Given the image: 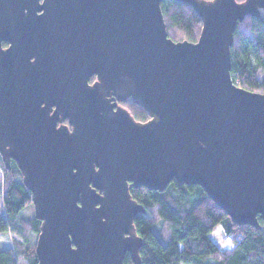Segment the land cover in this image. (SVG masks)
<instances>
[{
	"label": "water",
	"instance_id": "obj_1",
	"mask_svg": "<svg viewBox=\"0 0 264 264\" xmlns=\"http://www.w3.org/2000/svg\"><path fill=\"white\" fill-rule=\"evenodd\" d=\"M179 1L197 41L168 35L162 0H0V153L41 220L37 264H142L131 188L173 180L261 227L264 92L236 84L231 59L264 0Z\"/></svg>",
	"mask_w": 264,
	"mask_h": 264
},
{
	"label": "trees",
	"instance_id": "obj_2",
	"mask_svg": "<svg viewBox=\"0 0 264 264\" xmlns=\"http://www.w3.org/2000/svg\"><path fill=\"white\" fill-rule=\"evenodd\" d=\"M168 35L178 40L197 41L203 21L197 11L179 0H162ZM231 74L236 84L264 92V10L247 15L238 23L232 46ZM134 117L149 119L137 101L128 105ZM2 194L5 217H0V264H37L35 246L41 220L19 216L34 205L23 174L12 160L6 167L1 153ZM134 199L145 207L134 223L142 237V264H264V219L260 228L234 223L198 184L171 181L164 190L132 187ZM221 225L232 248L222 249L211 233ZM15 235V236H14ZM17 236V237H16ZM125 264H132L128 253Z\"/></svg>",
	"mask_w": 264,
	"mask_h": 264
},
{
	"label": "rangeland",
	"instance_id": "obj_3",
	"mask_svg": "<svg viewBox=\"0 0 264 264\" xmlns=\"http://www.w3.org/2000/svg\"><path fill=\"white\" fill-rule=\"evenodd\" d=\"M2 167L0 165V217H5V208L3 205V194H2ZM35 216L34 205H27L24 207L19 216ZM15 236V235H14ZM17 237V236H16ZM212 239L219 245L220 248L226 249L229 245H233V243L226 238L225 231L221 225H218L213 232L211 233ZM234 246V245H233Z\"/></svg>",
	"mask_w": 264,
	"mask_h": 264
},
{
	"label": "flooded vegetation",
	"instance_id": "obj_4",
	"mask_svg": "<svg viewBox=\"0 0 264 264\" xmlns=\"http://www.w3.org/2000/svg\"><path fill=\"white\" fill-rule=\"evenodd\" d=\"M41 1H43V0H41ZM8 45H9V43H8L7 41H4V42H3V46L6 47V46H8ZM88 79H89V83H93L96 79H98V75H97V74H93V75H91ZM133 101H135V100H134L132 97H129V98L126 99V100H119L118 103L129 109L128 105H129L130 103H132ZM129 110H130V109H129ZM130 112L132 113V111H130ZM132 114H133V113H132ZM149 118H150V116H149ZM135 119H136V118H135ZM136 120H138V119H136ZM147 120H148V119H147ZM140 121H141V120H140ZM66 122H68V121H66Z\"/></svg>",
	"mask_w": 264,
	"mask_h": 264
},
{
	"label": "crops",
	"instance_id": "obj_5",
	"mask_svg": "<svg viewBox=\"0 0 264 264\" xmlns=\"http://www.w3.org/2000/svg\"><path fill=\"white\" fill-rule=\"evenodd\" d=\"M218 246H219V245H218ZM232 247H233V245H231V246L229 245V246H228V247H226V248H232ZM224 249H225V248H224Z\"/></svg>",
	"mask_w": 264,
	"mask_h": 264
}]
</instances>
